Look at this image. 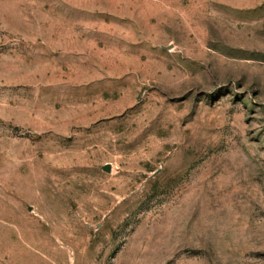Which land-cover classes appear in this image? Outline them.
I'll return each instance as SVG.
<instances>
[{
  "label": "rangeland",
  "instance_id": "obj_1",
  "mask_svg": "<svg viewBox=\"0 0 264 264\" xmlns=\"http://www.w3.org/2000/svg\"><path fill=\"white\" fill-rule=\"evenodd\" d=\"M0 264H264V0H0Z\"/></svg>",
  "mask_w": 264,
  "mask_h": 264
}]
</instances>
